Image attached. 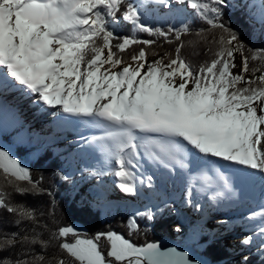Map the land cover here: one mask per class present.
Segmentation results:
<instances>
[{
	"label": "snow or ice",
	"instance_id": "obj_1",
	"mask_svg": "<svg viewBox=\"0 0 264 264\" xmlns=\"http://www.w3.org/2000/svg\"><path fill=\"white\" fill-rule=\"evenodd\" d=\"M148 2L142 0L139 6L127 4L118 19L124 0H0V71L4 78H13L35 94L37 103L59 106L63 113L88 118L104 129L102 135L91 139L100 142L114 159L113 174L124 192L135 191V173L131 169L141 147L154 149L153 158L162 163H179L183 167L182 158L191 151L264 174V71L250 69L245 56L240 72H233L234 53L243 52L245 45L235 31L218 22L226 0H177L194 10L212 29L220 30V47L210 63L193 70L180 56L182 45L176 48L174 58L166 53L148 63L147 53L141 48L130 57L132 63L113 71L124 64L114 48L122 53L135 43H154L124 37L113 45L118 38L115 26L120 20L132 22L141 31L154 32L140 22L138 7ZM155 2L168 5L169 0ZM261 22L264 23V16ZM182 31L188 32L189 27L184 25ZM155 34L166 40L169 36L159 30ZM180 37L181 31H177L176 39ZM258 58L259 55L252 57ZM249 71L253 75L246 78ZM0 170L15 181L32 185L29 189L17 184L18 193L37 187L29 169L3 150ZM147 179L150 183L152 178ZM0 209L16 214V225L35 219L34 210L7 204L2 189ZM259 215L264 217V211ZM134 224L133 220L131 225ZM70 233L77 239L60 244V248L80 264H195L187 253L175 249L161 252L154 243L137 247L114 232L99 233L93 240L79 238L72 226L58 229L60 237ZM105 236L110 242L107 256L113 259H106L96 242ZM251 239L245 237L242 243L248 244ZM36 243L46 247L49 241L18 232L0 234V251ZM44 259L43 255H35L31 262L43 264ZM53 259L56 264H65L63 259L54 257L48 264ZM0 264L4 261L0 260ZM13 264L28 261L16 260Z\"/></svg>",
	"mask_w": 264,
	"mask_h": 264
},
{
	"label": "trees",
	"instance_id": "obj_2",
	"mask_svg": "<svg viewBox=\"0 0 264 264\" xmlns=\"http://www.w3.org/2000/svg\"><path fill=\"white\" fill-rule=\"evenodd\" d=\"M132 3L139 6V0H124L119 12L118 19L122 17L127 4ZM222 15L218 22L230 27L237 33L240 41L245 45L243 52L237 51L243 58H249V67L264 71V23L261 17L264 16L256 3L252 0H226V4L221 6ZM211 16L212 14L209 13ZM140 22L151 27L154 32L141 31L133 24L120 20L115 26V34L118 37L113 40V45L122 42L124 37L137 41L152 40L151 46L143 43L130 45L122 53L124 64L132 62L130 57L144 48L147 53V61H152L169 54L174 58L176 48L181 47L180 56L185 59L193 68L198 70L201 65H206L216 57L219 50L220 30L212 29L206 20L198 16L194 10L188 6L180 7L177 11L167 16H160L157 13H140ZM189 27L188 32H183V26ZM110 30H112L110 28ZM155 30L168 32L166 40L163 36L155 34ZM181 31V37L176 39V32ZM99 43V41H98ZM254 55H259L258 59H252ZM167 63V59L165 60ZM105 67H108L107 65ZM122 65L117 66L113 71H118ZM242 67V66H241ZM146 70V69H145ZM260 72H257L258 76ZM252 72L245 74L246 78L252 77ZM25 122L10 115V112L0 107V140L3 144L11 147L16 160L24 167L28 168L32 177V182L37 187L33 191L23 194L15 191L16 185L20 187L32 188L26 181H15L14 177L7 176L0 170V189L5 193L6 203L11 206H24L35 212V219L22 221L20 225L13 223L18 217L9 213L6 209H0V234L18 232L21 235H38L41 240H48L46 247H41L39 243L24 244L9 247L0 251V260L4 264H13L16 260H26L32 264L31 258L35 255H43V264H48L50 258L63 259L65 264H80L66 250L60 248V244L74 243L77 237L69 234L66 237L58 235V229L65 226H72L79 233L81 239H95L99 233L114 232L124 239L129 240L137 247L144 246L148 242L160 239L170 240V228L176 231L182 230L179 238L173 240L177 245H191L197 253L211 264H264V243L260 245L256 252L243 254L241 262L234 261V253L224 247L220 235L213 230H199L191 227L192 218L184 215L179 207V203L173 198L170 188L163 193L166 200L163 204L149 206L139 209L131 214L134 219H130V204L115 205L108 204L97 206V190L94 186L86 188V192L80 191L79 183L86 180L93 174H103L99 171H84L72 178L68 176L70 158L68 152H63L57 148L56 142L49 143L43 135L24 132ZM12 181V183H9ZM192 202L190 211L195 209V203L200 198L198 189L191 193ZM249 212H244L247 215ZM244 214H240L242 216ZM134 225H131L132 221ZM131 225V226H130ZM99 250L106 259H113L107 256L110 250V242L106 236L96 241ZM51 264H56V260H51Z\"/></svg>",
	"mask_w": 264,
	"mask_h": 264
},
{
	"label": "bare ground",
	"instance_id": "obj_3",
	"mask_svg": "<svg viewBox=\"0 0 264 264\" xmlns=\"http://www.w3.org/2000/svg\"><path fill=\"white\" fill-rule=\"evenodd\" d=\"M154 1L155 0H152V2ZM175 2L178 3L177 0H169L168 5H175ZM0 79L4 80L7 84V89L5 92H3V94L0 95V99L5 104L9 105V107L14 108V105L16 108L14 113L19 115V113L21 112L20 119L25 120L27 124L30 122V125H27L28 131H31V129L29 130V127L31 125L36 126V124H39L40 128H47L48 132L49 128L55 127L58 130V128L60 127L63 130L60 132V134L66 132L71 135V130L68 129L71 128L74 129L75 133L73 132L74 134L70 136L71 138H69L68 140L67 138L63 140L64 142L66 140L67 142L72 141L71 143H68V145H75L78 142H82L85 144L86 148H88L89 146V149L92 148L94 151L98 150L99 147H101L100 142L93 141L91 138L93 136L102 135L104 129L98 128L94 124L90 123L88 121V118H79L73 116L72 114L63 113L60 110L59 106L54 107L56 114L53 115L52 112L54 109L52 107L45 106L42 103H37V96L35 94H30L23 86H20L18 82H15L13 78H4L2 71H0ZM9 79L13 82H10ZM19 87L20 89H18ZM29 96H31V99H29ZM47 112H49L51 115H45V113ZM36 118H40V120L31 124V120H34ZM65 124L67 125V127L64 126ZM35 130L37 131V129ZM51 132L53 133V129H51ZM60 134L57 135L59 136ZM52 136L55 137V134L53 133ZM55 142L59 144V141ZM153 150L154 149L150 147H141L138 151L139 153L145 152L147 159L152 160L153 156L151 153ZM104 154L107 153L105 152ZM108 159V163H112L114 161V159H112L110 156H108ZM182 159L184 165L183 167L179 163H171L168 161L162 163L159 160H154L160 162L161 164H164L165 167L168 168L169 172L182 171L184 173L183 175H187V177H190L192 181H198L199 183L206 185L208 191L221 182L224 185L225 189L223 191L222 202L220 203L219 208H226V210H228V208L231 207L230 210H232L239 209L240 206L245 204H252V207L257 206L258 210L257 214L252 218V220H256L254 222H257L260 225H264V217L259 215L261 211H264V174L243 165L227 162L219 158H206L191 151L186 158ZM206 159L210 161V164H201V162ZM109 166L112 168L116 167L115 163L110 164ZM133 168L134 167H132L131 169L132 171ZM141 169H143V167ZM110 171H112V176L110 177L112 179L114 177L113 170ZM77 173L78 172H76V174ZM76 174H74L73 176H75ZM225 181L227 182V187L225 186ZM103 185L104 184H102L103 196H109L110 194L112 196H117L119 193L129 194V192H124L121 189H118L117 186L115 190V186L113 187L112 181L111 183L108 182V184H105V187H103ZM134 186L135 191L133 195L138 193L136 188L138 186ZM231 205L236 206L237 208H234ZM200 210H203V207ZM251 226L253 227V225ZM237 240L239 241V243L241 242L239 239ZM164 249L165 251L162 250L161 252H166L174 248L166 244L164 246ZM177 252L185 253V251L179 250H177ZM195 263L197 264V262Z\"/></svg>",
	"mask_w": 264,
	"mask_h": 264
},
{
	"label": "rangeland",
	"instance_id": "obj_4",
	"mask_svg": "<svg viewBox=\"0 0 264 264\" xmlns=\"http://www.w3.org/2000/svg\"><path fill=\"white\" fill-rule=\"evenodd\" d=\"M255 1H259V0H255ZM171 3V2H170ZM176 3V2H175ZM178 4V3H176ZM175 4V5H176ZM183 6H187L185 4H180L178 7H183ZM148 8L147 6H144V7H139L140 9H145ZM163 9H166V5H163L161 6V10L159 12H162ZM260 9L262 11H264V0L261 2V7ZM167 13H170L169 11H166L165 13L162 12V14H167ZM130 24H133L132 22H128ZM234 62L236 64V67L233 69V72L234 73H239L240 70H241V66H242V57L241 55L238 53V52H235L234 53ZM129 63H132V62H126L125 64L122 65L123 66H127ZM6 105V104H5ZM7 106V105H6ZM10 115H12L10 113ZM16 116L13 114V117ZM18 118V116H16V119ZM64 126L67 127V125L65 124ZM37 129L38 132H43V133H46V134H52L53 133L55 134V137L53 138H56L57 140L55 141H59L58 143L59 144H56L57 148L60 149L63 152H68V156L69 158L72 159V156H73V147L75 145H71L68 143H71V142H67V140L64 142L63 140H60L62 139L61 138V135H65L66 137L70 134L64 132V133H61L60 134V131L57 130V128H49V132L47 130V128H40L39 124H36V126H33L31 125L29 127V130H35ZM51 129H53V133L51 132ZM71 130V132H74V129H71V128H68ZM56 132V133H55ZM57 134H60L59 136ZM73 134H71L70 136H72ZM71 138V137H69ZM64 140L66 138H63ZM76 141V140H75ZM73 141V142H75ZM54 143V142H53ZM55 144V143H54ZM0 150H3V151H6L9 153V155H11L14 159V154H13V150L11 147H8L6 146L5 144L2 143V141L0 140ZM91 152L94 150L91 148L90 149ZM105 151L102 149V147H99L98 149V153L94 156L93 158V161L96 163V165H92V167L89 169L90 171H88L89 173L91 171H97L99 169H101L103 166H105L109 161L108 159V154H104ZM144 153V152H143ZM84 157V155H83ZM97 159L100 160V164L97 163ZM73 161V160H72ZM75 164V163H74ZM22 165V164H21ZM134 169H135V172L138 173L140 171L141 174L145 173V167L143 166V169L139 170V166L136 165L134 163ZM23 166V165H22ZM24 167V166H23ZM110 167V166H109ZM76 170V169H75ZM154 170L151 168L150 172H153ZM167 173V171H161V173H163L164 175H162V181H165V173ZM104 174H93V175H90L89 177H87V179L84 181L82 180L80 183H79V188H80V191L82 192H86V188L89 187V186H94L97 190V196L99 197L97 199V201H95L97 203V206L100 208L101 205L103 204L102 201H104L105 199H109V198H112V199H117V198H121L124 194H122V196L120 197V193L117 195V196H103L102 195V184L103 187H105V184H108L111 183L112 179L110 178L112 176V171L110 170H106L103 172ZM183 173V172H182ZM83 174V173H81ZM184 174V173H183ZM72 175H73V170H69L68 172V176L72 178ZM136 175V174H135ZM142 177L144 175H141ZM105 177V178H104ZM148 177V176H147ZM150 177V176H149ZM103 178V179H102ZM159 179L160 176H159ZM180 179H182V174L180 175ZM152 182V180H151ZM149 181L147 180L146 184L143 185L142 181L140 180V187L137 188V194L135 195H132L131 197V200L134 201V203H136V208H145V205H149L147 204V200L144 201V199L142 198L143 196H139L141 193H148L149 195H151V193H155L154 196L151 195V199L152 201H150L151 203L152 202H156V203H161V201L163 202L164 201V198H163V191L161 192H158L157 189L155 188H151L149 187ZM153 185V184H152ZM161 185V184H160ZM115 185H113L114 187ZM115 190H116V186H115ZM184 191V189H183ZM101 193V194H100ZM118 193V191H117ZM157 197V198H155ZM175 200H177L178 202H183V198H182V194H176L174 195L173 197ZM221 202H222V199H221ZM218 204L217 208L215 207L216 203H213L212 205L209 204L207 201H203L202 202V205L201 207H203V210H200L199 208L196 209L195 212H191L190 211V207L188 209L187 205L185 206H179L178 208H180L181 212L192 218L191 220V227L193 228H196V229H199V230H213L217 233V235H220L221 239H222V242H223V245L224 247L230 249L234 255H235V258L234 261H237L240 263L241 262V258L243 256V254L247 253V252H256L258 249V246L262 245L263 244V240H264V235H261V229L259 228L258 225L254 226L253 228H251V222H254L256 220H252V218L254 217H251V218H240L239 220H236V219H229L228 216L231 215V214H234V213H237L238 211L240 210H243L244 208H241V207H250L248 205L250 204H245V205H242L239 207V209H232L230 210V208H228V210H226V208H219V205L220 203ZM154 204V203H152ZM154 205H157V204H154ZM233 206V205H231ZM234 208H237L236 206H233ZM132 206H130V219H134V216L131 214L132 212ZM257 210V209H256ZM258 211V210H257ZM259 213V212H258ZM257 214V213H256ZM198 222V223H197ZM251 226V227H250ZM250 227V228H249ZM260 230V231H258ZM182 230L180 231H176L175 229L173 228H170L169 230V237H170V240H177L181 234ZM231 237V238H230ZM245 237H251V241L250 243L248 244H244L242 243V241L245 239ZM239 239L241 242L239 243V241L237 240ZM177 244V242H175Z\"/></svg>",
	"mask_w": 264,
	"mask_h": 264
},
{
	"label": "water",
	"instance_id": "obj_5",
	"mask_svg": "<svg viewBox=\"0 0 264 264\" xmlns=\"http://www.w3.org/2000/svg\"><path fill=\"white\" fill-rule=\"evenodd\" d=\"M150 243L158 244L160 251H162V250L165 251L164 246L167 244L168 246H172L176 251L177 250L185 251V253L188 254L189 259L193 260L194 262H197V264H211V262L208 259L199 255L197 253V251H195V249L191 245L181 246V245H177L174 241H168L167 239H163V238L158 240V241L148 242L147 244H150ZM147 244H145V245H147ZM196 260H198V261H196ZM145 264H146V262H145Z\"/></svg>",
	"mask_w": 264,
	"mask_h": 264
}]
</instances>
